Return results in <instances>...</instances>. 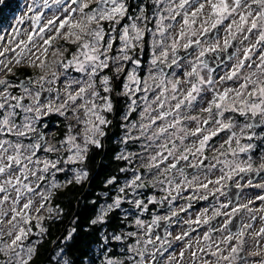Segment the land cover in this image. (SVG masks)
Wrapping results in <instances>:
<instances>
[{"label":"snow or ice","instance_id":"obj_1","mask_svg":"<svg viewBox=\"0 0 264 264\" xmlns=\"http://www.w3.org/2000/svg\"><path fill=\"white\" fill-rule=\"evenodd\" d=\"M151 2L157 6V10L153 13L157 17L155 30L150 29L147 23H144L149 19L144 7L137 9L138 15H129L130 9L126 0H42V2L41 0H32V3L26 5V13L17 20V24L24 23L25 19L31 21L32 31L25 30L27 39L20 40L16 43L15 48L5 47L0 43V47L3 48L0 51V57H4V59H0V72L7 70V72L11 73L12 70L9 65L13 60L16 64H19L25 50L35 55L29 45L35 47L40 53L35 60H29V66H36L43 73L38 77L40 91L35 92L33 96L32 85L36 82L31 80L16 85L21 87L36 105L35 108L32 106L25 107V112L35 111L37 113L36 118H38L41 108H46L48 112L57 111L66 118L70 114L76 125L83 126L78 138L73 131L74 125L69 124L66 137L60 142L59 147L55 145L43 147L39 142V140L43 139L42 137H38L37 142L34 144H24L19 138L26 137L28 133H36L37 129L27 116L20 124L15 122L16 113L14 110L22 107L21 98L12 96L10 92L6 91L7 88L13 87L10 81L0 79V85L6 86L5 90L0 91V100H2L0 102V110H4L3 115L0 116V137L15 136L18 138L15 141L0 138V255L7 257V264H29L34 248L27 247L25 249L23 242L32 232V228L25 226L30 225L32 219L35 218L37 220L36 226L42 232L44 231L41 225L44 217L39 214L46 209L45 202L51 196V192L48 190L38 191L41 189L40 182L45 181V174L50 169L62 170L57 168L60 158L55 161L42 160L36 156L37 150L42 148L46 153L66 151L68 155L63 162L68 164L82 163L87 156L89 145H93L96 148L101 147V142L97 139L98 136L103 137L105 135L101 126H107L110 123L102 113L111 112L113 105L108 96H101L97 88V80H99V85L104 93H111L113 92L112 82L123 75L125 78L123 95L129 96L131 99L137 92L144 93V95L139 97V100L143 103L140 113V124L138 126L136 124L132 125V128H139L140 135L137 137H126V140H140L143 138L148 141V143L142 145L145 151L151 148H158L155 154H149L146 158L147 162L144 167L149 173H152V170L155 169L161 175H172L173 170L177 168V164L180 161H187L189 156H192L198 159V163L190 166L199 168L203 165L204 167L201 170L205 174L203 180L196 175H193L190 180L185 177L183 183L187 184L188 187L195 186L197 189L208 190L210 185L219 186L223 180L232 179L234 175L239 173L264 172V163H261L259 168L254 167L251 156L243 163L235 159L220 160L219 157H214L216 163L204 164V160L207 159L204 153L209 141L217 136L219 132L231 129L234 126L231 121L225 123L223 119L216 117H224L226 112H233L238 113L240 116L251 114L253 118H264V50L259 55L258 63L253 61L247 65L245 64V61L252 60V53L255 49L264 46V0H151ZM0 5L9 6L5 0H0ZM206 6L209 12L207 13L208 19L204 21V24L210 26L204 27L202 24L201 34H207L211 29H217L226 20L231 21L225 28L231 39L228 37L224 39L223 51L227 52L229 48L233 47L232 40L238 34L243 36L241 43L249 40L252 35L257 36L255 44H252L250 48H245L244 59L239 60L230 73L220 78L221 83L225 80L240 78L242 82L239 83L238 87L224 88L220 91L213 87L216 81L211 76L205 80L200 75V69L207 67L206 61L202 58L208 53H216L219 49V44L212 43L211 39L207 41L206 47L203 46L205 41L201 39L193 41L191 39V37L198 35L197 31L192 30V25L196 23L198 16L204 14ZM45 10L49 14H46ZM164 12L167 13L166 16L162 14ZM28 13L32 15L29 16L27 15ZM177 17H180V20H177ZM125 18L131 23L122 25L121 21L125 20ZM166 19H170L175 23L165 25L164 21ZM105 22L110 26L107 30ZM141 23H144L143 27L140 26ZM176 24L180 25L179 32L176 36L171 37V43H167L169 39L167 35L168 29L174 28ZM116 25L121 27L118 29ZM37 26L39 27L37 28ZM14 31L17 36L20 35L18 29ZM33 32L36 33L35 36L32 34ZM113 33L116 35H113ZM146 34L151 35L153 38L152 58L150 60L149 74L141 80L136 75L135 70L132 72L126 71L125 63L130 62L136 68L140 67V60L129 53L137 47L143 51V45L146 43ZM4 39V36H0V42H3ZM58 40H63L65 44L74 45V50L69 51L65 44L53 48V44ZM8 44H13V39H9ZM117 44L118 47H115L114 52V46ZM193 45H195V48ZM181 47L188 55L199 49L195 61H189L190 71L184 72V76L189 78L183 81L184 84L189 85L186 90L181 89V80L179 78H169V75L172 77H178L179 75L175 69H179L183 63L177 55L178 49ZM16 48H19L20 52H16ZM9 51L15 53L11 58L6 56ZM49 51H51L53 57L51 61L40 58L47 57ZM110 53L114 54L110 55ZM69 56L70 58H68ZM169 60L171 61L170 63ZM36 61H39V63L37 64ZM173 66H175V69ZM245 67L249 69L248 75H243L242 70ZM165 68L173 69V71L170 74L166 73L164 71ZM105 70L114 75H101ZM71 72L79 73L80 76H72ZM61 77H63L64 84L63 102L58 107L52 102L42 104L40 101L41 91H56L57 99H60L59 89L45 88V85L56 84ZM191 78H194V80ZM132 85H136V87L133 88ZM207 92L212 93V98L208 100L207 107L200 109L202 112L207 113V118L201 119L200 116H192L188 112L182 115V111L185 109H194L205 98L202 93ZM149 93H154L155 95L150 97ZM98 99L102 100L103 103L98 105L96 103ZM9 100H16V104H9ZM170 101H176V103L172 105ZM6 105L12 108L13 111H7ZM154 105L155 107H153ZM136 107H138L137 99H131L129 113L124 118L127 119V115L135 111ZM81 112L83 116H81ZM169 117L172 119L169 120ZM184 120L194 121L196 124L195 129L189 131L187 126L183 124ZM213 123L216 125L215 128L212 127ZM203 125H208L209 127L205 128ZM245 127L250 128L252 125H245ZM170 129L173 131H170ZM189 136L197 138L193 141L192 146L185 144ZM234 138L235 133L224 143L230 146ZM247 138L249 140L252 139L251 136ZM79 140H82V142H79ZM169 144H171V147H169ZM236 144L240 153L248 152L252 148L251 144L241 147L239 139H236ZM223 147L224 145H221V148ZM229 152L233 157L238 155V152L231 147L227 151L221 152L220 155L227 157ZM199 157H204V159H199ZM170 158L175 162L167 163L161 169V165H164ZM117 159H129V157L122 155L118 156ZM144 159L141 156L142 162ZM261 159L264 160V157ZM217 164L223 165L220 168L223 175L219 178L211 179L210 176ZM124 170L122 169V171ZM181 175H183L182 171ZM86 176L87 173L85 171H78L75 176L76 183H80ZM140 179V175H136L131 184H126V186L134 185L140 187V185L136 184V181ZM113 182L111 179L108 181L109 184ZM158 182L161 184L166 182L169 186H172L174 179H168L166 176L165 180ZM237 186L239 187L240 185ZM248 186H252L251 181ZM256 186L264 188V184ZM51 187L55 188L58 185L53 182ZM180 187L177 184L171 190L179 191ZM120 192H124L123 187L120 188ZM215 192H220V187H216L212 194L214 195ZM13 193H15L14 196ZM221 195H223L222 192ZM36 196L39 197V201L33 199ZM207 198V196L203 197V199ZM257 198L264 201V196H258ZM21 201L24 202L21 203ZM120 203V198H117L112 205L108 206L107 210H102L101 214L92 223H103L108 211L119 207ZM249 203H252V201L249 200ZM136 206L139 208L141 202L136 201ZM228 207L229 205L227 204L222 203L220 205V209ZM33 208H35L37 213L36 217L31 215ZM243 209H246L249 213L253 211L249 208V204H241L239 207H232L230 212L222 213L219 209L213 212L212 218L222 214L228 217L223 222L222 227H210L204 235V240L210 241L213 231L228 233L216 244L215 251L211 250V244L207 245L209 254L217 257L218 260L223 259L228 261L229 264H237L238 260L242 261L243 259L241 253L244 251L246 243V230L252 228L253 225L247 223L235 228L234 231L229 230V226L234 224L232 218L240 214ZM46 210L49 213L52 212L51 208ZM181 210L184 211L185 209ZM173 215L177 214L173 212ZM161 219L158 216L154 217L152 224L156 225ZM163 219L169 221L171 218L165 216ZM250 219L254 221L256 217L251 216ZM260 219L264 221V216H261ZM195 222L200 223V218L198 217ZM203 222L208 223V220L205 219ZM136 224L137 226H142L140 220H137ZM129 235L135 236L136 233H130ZM187 235L188 233L185 232L183 236H178L176 239L181 240ZM255 235L264 239V227H261ZM5 237L9 239L5 240ZM69 238H71V234ZM114 239L119 241L122 240V237L115 236ZM156 240L161 242V248L151 253V260L155 264H159L157 257L163 256L161 249H163V245L167 241L161 240L159 236L156 237ZM233 240H235V246L231 244ZM155 243L156 241L149 238L144 241V249L139 247L140 241L129 247L127 250L129 253L134 252L140 257L138 261H133V264H144L147 245H155ZM220 244L227 245L230 248L227 256L222 255L223 249H221ZM198 251L204 252L205 249L200 248ZM252 254L259 255L260 253L257 251ZM183 256L184 253L181 252V259H183ZM192 256L195 260L196 253H192ZM128 259L133 260V257L129 256ZM169 259L171 260L172 258L170 257ZM106 264H120V262L108 259Z\"/></svg>","mask_w":264,"mask_h":264},{"label":"flooded vegetation","instance_id":"obj_2","mask_svg":"<svg viewBox=\"0 0 264 264\" xmlns=\"http://www.w3.org/2000/svg\"><path fill=\"white\" fill-rule=\"evenodd\" d=\"M129 9L131 12V4L129 0ZM3 6V5H1ZM0 6V7H1ZM155 18L149 17L147 21L144 23H147L148 27L152 30H155ZM177 20H180V18H177ZM172 21V20H171ZM205 20H202V22H198L192 25V30L197 31L198 35L191 37V39L194 41L196 39H201L205 41V44L203 46H207V41L211 39L212 43H215L217 39L221 38L222 41L219 43V49L216 53H208L206 54L204 59L207 63V67H202L200 69V75L207 80L209 76H211L215 81V85H213L214 88L217 90L222 91L224 88H234L238 87L239 83L242 82L240 78L234 79V80H225L223 83L220 82V78L226 76L228 73H230L233 70V66L239 61L243 60L245 56V48H250L252 44H255L257 36L252 35L249 40L243 41L241 43V40L243 39V36L238 34L234 40H232L233 47L229 48L227 52L223 51L224 48V39L228 37L231 39V37L228 36V33L225 31V28L227 27V23L224 22L223 25L218 26L217 29H211L209 33L207 34H201L200 29L203 24L204 27H209L210 25L204 24ZM230 21V20H229ZM129 21L127 18L125 20L121 21L122 25L129 24ZM231 22V21H230ZM144 23H141L140 26L143 27ZM173 23H175L173 21ZM178 27L175 28V36L179 32L180 25L177 24ZM119 28L121 27L120 25ZM215 31L212 36H210L211 32ZM152 36L147 35L145 36V41L143 45V51L140 50L139 47H137L134 51L130 52L129 54L132 55L134 58H137L140 60V67L136 68L135 65L131 64L130 62L125 63V69L127 72H132L135 70L136 75L143 80L148 75V67L146 66L145 58L152 55ZM251 42V45L248 43ZM116 46V45H115ZM195 48V45H193ZM264 50V46H260L257 49H255L252 53V60L245 61V64L252 63L253 61L259 62V55L261 51ZM191 51V50H190ZM115 52V47H114ZM199 49H196L195 52H192L191 55L185 54V50L181 47L178 49L177 55L178 57L183 61L181 67L179 69H175V66L173 68L178 72V77H172L169 75L170 79L179 78L181 80V89L186 90L189 85L184 84L183 81L185 79H189L184 76L185 71H190V65L189 61L194 62L193 58L196 54H198ZM114 54V53H113ZM187 57V59H185ZM128 64V65H127ZM161 67H163L161 65ZM19 69H27L25 67L19 68ZM164 71L166 73H171L173 69L165 68ZM243 75H248L249 69L245 67L243 70ZM110 76L114 75L113 73L108 72ZM9 74L5 76V78L8 81H10L13 84V87L7 88L6 91L10 92L12 96L21 98L20 103L22 107H18V110H22L25 107L33 106V99H30L27 94L22 90L21 87H17L16 85L21 84L22 79H31V77H25L18 75H13L10 78L7 79ZM194 80V78H191ZM125 82V78L123 75L119 79H116L112 82L113 92H112V105L113 110L111 112H106L104 116L106 119L110 122L107 126H101L105 135L103 137H98L101 142V147L96 148L93 145H90L87 156L84 160V163L82 165V168H85L88 170V177L85 179H82L80 183H76L75 176L72 171H61L59 174V177H50L45 180V190H48L51 192L50 199L45 202L46 203V209L51 208L52 212L49 213L45 209L44 219H43V229L44 231L40 234H34V225L37 224L35 220L31 221V224L28 225L32 228V232L28 235L27 239L24 240V246L25 249L27 247L34 248V253L32 257L35 255L36 252V245L37 242L44 240L49 244L50 253L48 258L50 257V261H48L46 264H70L72 259L67 254V249L71 246L74 238L77 235V229L82 224L80 220H77V218H74L71 220H67V213L64 209V205L60 204L57 200L58 194L64 191H67L68 189H73L74 187H81L82 184H88L87 188L90 187L89 181H90V167H89V157L91 156L93 150L97 149L100 150L101 148L105 153H107L109 145L112 143L117 147V151L115 154L112 155V161H117L118 166L114 174L110 173L108 177H106L103 181V187L104 189L101 190V194H103L100 198V200L96 201L97 206L95 208V213L90 217L89 219V226L94 227L95 229H98L100 233H106L110 230L109 219L112 218L113 214L115 213L118 217V222L121 223V229L116 230L121 231L123 236L126 239H131L127 235H125V230L129 229V222L132 217L139 216L140 221L142 222L141 226V232L142 236L145 238V240L151 238L153 241H156L155 245L148 244L147 245V251L145 253V260L144 264H153V261L151 260V253L156 251V249L161 248V242L156 240V237L159 236L161 240L167 241L163 245V256L159 259V264H162L165 254L169 250L171 243H172V237L170 236L171 232L174 230L176 232H181L182 236L185 232L188 233L187 236H184L183 239L178 240L179 243V249L180 252H183L184 255L186 253V250L191 248L190 242H188L189 236L194 234L196 231L200 232L203 229H205L207 232L210 227H212V224H214V227H222L223 222L228 219L225 215H220L218 217H213V212L217 209H219L222 213L230 212L232 207H239V205L243 204V202L250 198L253 202L256 201L255 195L258 193V182L264 177V172L259 173H239L232 177V179H225L221 182V185H210L208 190L205 189H197L194 187H188L187 184L183 183L185 180V177L187 179H192L193 175H196L201 177L200 179L203 180L205 172L201 169L204 167L201 165L199 168L191 167V164L198 163V159L193 158L192 156H189V159L187 161H180L177 164V168L173 170L172 175L164 174L161 175L158 170L153 169L152 173H149L147 169L144 167V164L147 162L146 158L149 154H155L156 151H158V148H151L147 151L144 150L142 147L143 144L148 143V141L141 138L140 140L136 139H127L126 137H137L140 135L139 128H132L133 123H135L137 126L140 124V113L143 108V103H139L138 96L134 97V99H137L138 107H136V110L131 112L129 115H127V119H125V115L129 113L127 110V106L130 103L129 102V96L126 97L125 95H119L116 93L117 91H122L124 89L123 84ZM34 85V84H33ZM32 85V87H33ZM133 87L136 85H132ZM6 86H3L0 91L5 90ZM42 92V91H41ZM52 92H49V97L47 100L50 99ZM141 93V92H138ZM54 95L56 96V91H54ZM153 95H155L153 93ZM204 95V99L192 110L185 109L182 111V115L185 112H188L192 116H200L201 119L207 118V113L202 112L200 109L202 107H207V102L212 98V93H202ZM57 97V96H56ZM182 98V97H181ZM15 100H13L14 103ZM26 101V102H24ZM44 102V101H41ZM172 105L176 103V101H170ZM155 107V105L153 106ZM49 116V115H48ZM47 116V117H48ZM46 117V118H47ZM59 118H61V123L64 127V130H62V135L59 138L60 141L65 137L66 133L68 132V125L70 124V118L71 115L68 114V118H66L64 115H61L59 113ZM218 119H223L225 123H228L229 121L232 122L234 125L231 129H226L222 132H219L217 136L213 137L211 141H209V145L205 149L204 156L207 157L206 160H204L205 165L214 164L216 163V160L214 157H219L220 160L228 159V160H237L241 163L248 160L249 156L252 158L253 166L258 168L260 162H264L261 158L264 157V118L256 117L253 118L251 114H248L247 116H240L238 113L233 112H226L224 114V117H216ZM169 120L172 118L169 117ZM75 121V120H74ZM183 124L187 126L188 130L191 131L195 129L196 124L194 121L184 120ZM245 125H252L250 128H246ZM82 127V125H79ZM203 127L207 128L208 125H203ZM212 127L215 128L216 125L213 123ZM44 128L38 127L37 130H39L44 137V145L48 143L49 138L46 136L49 134L44 131ZM243 129V131H241ZM170 131H173L170 129ZM233 133H235V138L232 140L231 145L225 144L224 142L228 140L229 137L233 136ZM251 136L252 139L249 140L247 137ZM28 140L30 139V133L26 136ZM197 138L189 136L188 139L185 141V144L188 146H192L193 141H195ZM236 139H239L240 146L244 147L249 144L252 145V148L248 152L240 153L239 149L237 148ZM35 143L37 140H33ZM164 142V141H160ZM158 142V143H160ZM178 143V141H177ZM221 145H224L223 148H221ZM169 147H171V144H169ZM231 147L232 149H235L238 152V155L233 157L231 153L225 156H221L220 153L227 151ZM42 149V148H41ZM43 151V150H42ZM39 152V151H38ZM62 153L61 155H64ZM127 156L129 159H117L118 156ZM179 155V153H177ZM110 156V155H108ZM141 156H143L145 159L142 162ZM111 158V156H110ZM199 159H204V157H199ZM175 162L171 158L169 161H166L164 165H161V169H163L167 163H173ZM223 167L222 164H217L216 168L213 170L215 171V177L219 178L223 173L220 171V168ZM74 168H76L74 166ZM122 169H125L122 171ZM181 171L183 172V175H181ZM212 171V172H213ZM226 171V169H225ZM217 172H220L218 176ZM136 175H140L141 179L139 181H136V184L140 185V190L137 192L135 191L136 186H126V184H131V182L135 179ZM167 176L168 179H174V184L172 186H169L166 182L164 184L159 183L158 181L165 180V177ZM113 180L114 182L109 184V180ZM70 181V183H69ZM251 181L252 186H248L249 182ZM55 182L58 187L52 188V183ZM179 184L180 190L179 191H172L171 188L175 185ZM237 185H240L239 187ZM124 188V192H120V188ZM216 187H220V192H215L214 195L212 194L214 192V189ZM99 192V191H97ZM221 192L223 195H221ZM130 193H135L139 197V201L141 202V206L138 208L139 212L136 214L135 212L131 215H124L123 213H120V211H115L113 208L112 210L108 211L107 215L104 218L103 223H96L93 224L92 221L97 219V217L101 214L102 210H107L108 206L114 200L115 196L119 194L118 196L126 195L130 196ZM97 194V193H96ZM98 193V195H101ZM14 196V195H13ZM204 196H207V199H203ZM123 197V196H122ZM175 197V199H173ZM94 201V200H93ZM154 201V202H149ZM227 204L229 205L228 208L220 209L221 204ZM127 206H130V203H125ZM252 209V205L250 206ZM181 209H185L182 211ZM173 212H175L177 215H173ZM210 213L212 216L209 218L208 223L202 224L201 219L204 215L203 213ZM252 213V212H251ZM264 214V213H263ZM161 217L162 219L158 221L156 225L152 224V220L154 217ZM170 217L171 219L169 221H165L163 217ZM200 218V223H196V219ZM236 217L240 218V226H242L245 223L244 220V214L241 210V213L238 214ZM196 218V219H195ZM219 218V221L216 219ZM233 217L232 219H234ZM64 227L63 235L60 239L57 238L56 234L59 233L60 227ZM120 224L118 225V227ZM178 230V231H177ZM230 230V227H229ZM71 234V238H69V235ZM228 233L227 232H219V231H213L211 233V237L215 239H219L220 237H225ZM233 241H231L232 244ZM130 243V242H129ZM144 244V243H143ZM186 245V246H185ZM104 246V245H103ZM185 246V247H184ZM145 245L142 246L141 249H144ZM133 254V253H131ZM31 257V258H32ZM246 258V257H245ZM31 260V259H30ZM29 260V261H30ZM243 261V260H242ZM2 262V260H0ZM7 264V263H6Z\"/></svg>","mask_w":264,"mask_h":264},{"label":"rangeland","instance_id":"obj_3","mask_svg":"<svg viewBox=\"0 0 264 264\" xmlns=\"http://www.w3.org/2000/svg\"><path fill=\"white\" fill-rule=\"evenodd\" d=\"M19 1H20L19 4H17L19 6H18L17 9H15L10 14V18L8 20L9 22L7 23V25H4V26H2L0 28V36H4L5 37L4 41L0 42V43H2L3 46H5V47L15 48L16 43H18L20 40H26L27 39V36L25 35V30H27L29 32L32 31L31 21L28 20V19H25L24 23H22V24H17V20L20 19L21 16H23L26 13V5L32 3V0H19ZM128 1L129 0H126V3H127L128 7H129ZM41 2H42V0H41ZM161 7H163V6H161ZM133 10H134V14H135L137 9H133ZM149 10H151V12H149L151 17H154L155 19H157V17L153 15V13L157 10V6L152 3L150 5V9ZM45 12H46V14H49L47 10H45ZM208 12H209V9L206 6L205 10H204V14L198 16L196 23L202 22V20H207L208 19V16H207ZM162 14L165 15V16L167 15L166 12H164ZM27 15L30 16L32 14L28 13ZM129 15L132 16V13L130 11H129ZM133 16H136V15H133ZM177 18H180V17H177ZM236 18L238 19V17H236ZM225 22L227 24L230 23L229 20H226ZM129 23H131V22H129ZM172 23H173V21H171L170 19H166L164 21L165 25L172 24ZM38 27L39 26H37V28ZM109 27L110 26L108 25V23L105 22L106 30ZM116 27L119 29V26L116 25ZM177 27H178V25L176 24V26L174 28L168 29L167 35L169 36V39L167 40V43H171V37L175 36V32H176L175 28H177ZM17 29L20 32L19 36H17L15 34V31H14V30H17ZM32 34L34 36L36 35L35 32H33ZM113 35H116V34L113 33ZM157 38H159V37H157ZM9 39H13V44H11V45L8 44V40ZM37 40H38V38H37ZM221 41H222V39L219 38V39L216 40L215 43L219 44ZM40 43H42V42H40ZM61 44H65V42L63 40H58L57 42H55L53 44V48L59 47V45H61ZM248 44L251 45V42L248 43ZM29 47L32 48V53H34L35 55H32L27 50H25L24 56L22 58H20L21 62L19 64H16L15 61L13 60V62L9 65V67L12 70L11 73L13 72L14 69H19V68H22V67L28 68L29 70L33 71L32 77H33L34 82H36V83H34V85L32 87V94L34 96L35 92L40 91L39 83H38V77L40 75H42L43 73L41 72V70L38 67L29 66V60L30 59L31 60H35L36 56L40 55L39 51L35 47H32V45H29ZM65 47H67L69 49V51H72L75 48L74 45H70V44H65ZM114 47H118V44L116 46H114ZM2 50H3V48L0 47V51H2ZM61 50H63V49H61ZM16 52H20V49L16 48ZM112 54L113 53H110V55H112ZM14 55H15V53L12 52V51H9L8 53H6V56L8 58H11ZM196 55L193 58L194 61H195ZM40 58L41 59H47L48 61H51L53 57L51 55V51H49L47 57H40ZM68 58H70V56ZM151 58H152V55L145 58L146 66L148 67L147 75L149 74V68L151 67V65H150ZM0 59H4V57H0ZM170 62L171 61L169 60V63ZM36 63L38 64L39 61H36ZM11 73L7 72V70H5L3 72H0V79L5 78V76L7 74H9L7 79L10 78V80H11V77L13 75H15V74H11ZM104 74H108L109 75L107 70H105L104 73H101V75H104ZM71 75L72 76H77V77L80 76L79 73H75V72H71ZM96 83H97V88H98V90L101 93V96H108L111 99L112 98V92L111 93H104L103 89L99 85V80H97ZM49 87L52 88V89H59V91H60V99L58 100L57 97L54 95V91H52V93H51L52 96L50 97V99L48 101H44V102H41V103L42 104H46L48 102H52L54 105H56L58 107L59 104L63 102V98H64L63 77H61L60 81H58L56 84H53V85H47L46 84L45 85V88H49ZM133 88H135V86ZM124 91L125 90L123 89L122 91H117L116 93L119 96V95H122V93ZM142 95H144L143 92H141V93L137 92L135 96L131 97V99H134V97H136V96H138V98H139ZM149 96L150 97L153 96V93H149ZM126 97H128V96H126ZM29 98L32 99L31 97H29ZM131 99L129 98V102L130 103L127 106V110L128 111H129V105L131 104ZM0 102H2V100H0ZM140 102L141 101H139V103ZM96 103L99 105V104H102L103 101L98 99V100H96ZM9 104H13V105L16 104V100L14 101V103H13V100H9ZM35 106L36 105L33 104L32 107L35 108ZM6 108H7V111H13V109L8 107L7 105H6ZM14 111L16 113V116L14 117V120H15V122L17 124H20L21 122H23L24 118L27 116L29 118V120L32 121L33 126L36 129H38V127L43 128V125H42L43 119L46 118L48 115H50V114L59 115V112H57V111L48 112L46 108H41V113L38 115V118H36L37 117V113L35 111H33V112H25L24 109L18 110L17 108ZM3 113H4V110H0V116H2ZM105 113L106 112H103L102 115H104ZM81 116H83L82 112H81ZM70 121H71L70 124L74 125V129H73L74 133H76L78 138H79L80 134L82 132L83 126L80 127L79 125H76V123H75L74 119H72V117L70 118ZM133 124H135V123H133ZM46 136L49 138V141H48V143H46V145L44 147H48L49 145H55V146L59 147L60 142H61L60 140L57 143L55 142V144H52L50 142H52L54 140V137L52 135H49V136L46 135ZM65 137H66V135H65ZM65 137L62 140H64ZM98 137H97V139H99ZM0 138H7V139H10V140H13V141L18 139L15 136L0 137ZM19 139H21L24 144H29V143H33L34 144L35 142L33 140H38V137H36L35 134H32V138H30L31 140H28V138H26V137L19 138ZM39 142H40V140H39ZM79 142H82V140H79ZM89 147H90V145H89ZM40 151H42V149L37 150V152H36V156L39 157L40 159H42V160L43 159H49V160H52V161L56 160V159H54L52 157V155L54 156V154H56V152H48V153H46L44 151H42V152H40ZM62 153H64V151L58 152V157L60 158V163L57 165V168L62 169L64 172L65 171L75 172L74 176H76L78 171L82 170V171H85L87 173V176L85 178L88 177V170L85 169V168H82V165L85 164L84 161L82 163L81 162H76V163H68V164H66L63 161L67 158L68 153L65 151V154L61 155ZM261 163H264V162H260L259 165ZM74 166L76 168H74ZM41 167H42V165H41ZM258 168H259V166H258ZM61 171H57L56 169H50L49 172L45 174V176H46L45 180L47 181V179L50 178V177H55V178L59 177V174L61 173ZM226 171H227V169H226ZM215 173H216L215 171L212 172V175L210 176L211 179H214ZM219 174H220V172H217L216 176H218ZM85 178H83V179H85ZM40 183H41V189H39L38 191H44L45 190L44 189L45 188V181L40 182ZM260 184H264V177L258 182V185H260ZM33 186H35V185H33ZM13 195H15V193H13ZM122 196H116L114 198V200H112L110 205H112L117 198H120L121 203H120L119 207H116L114 209H119L120 213H123L124 215H128V216H131L134 212L136 214H138L139 210H138V207L136 206V201L140 200L139 197L137 195H135V193H130V196H126V195H122ZM258 196H264V188L258 187V193H257V195H255L256 201L253 202V204L249 203L250 198L246 199L243 202V204H249V208H251L250 206L252 205V210H253L252 213H249L246 209H243L242 212L244 214V220H245L244 224L251 223L253 225V227L246 230V236H245L246 243L244 245V251H243L245 253V257L246 258L243 261L238 260L237 264H262V262H264V239H261V238H259V237H257L255 235L257 232H259L261 227H264L263 221H261V219H260L261 216H264V214H263L264 211H262V210H264V201L258 199L257 198ZM33 199L36 200V201H39V197L38 196L33 197ZM23 202L24 201H21V203H23ZM130 202H131V204H129L130 206H127L125 204V203H130ZM44 214H45V210H42L39 215L41 217H43ZM203 214L204 215L202 216L201 222H202V224H206L203 221L205 219L209 220V218H211L212 216L210 215V213H205L204 212ZM31 215L33 217L37 216V213L35 212V208L32 209ZM251 216H255L256 219L254 221L251 220L250 219ZM32 220H35L37 222V220L35 218L32 219ZM137 220H140L139 216L132 217L130 219L129 229L125 230V235H127L129 238H132V240H131V242L129 244V247L135 245L137 241H140L139 247L142 248V246L144 245L143 243L145 241V238L142 236L141 226H137V224H136ZM41 225H42V228H43V220L41 221ZM25 227H28V225L25 226ZM41 233H42V231L35 224L34 225V234L37 235V234H41ZM130 233H136V235L135 236H130L129 235ZM205 233H207V231L205 229H203L202 231H200V232L196 231L194 234L189 236L188 242L192 243L191 244L192 247L189 248L188 250H186V253L183 256V259H181L180 254H179L181 249H179V243H178V240L176 239V237L182 236V233L181 232H176V231L173 230L171 232V234H170V236L172 237V243H171V246H170L169 250L165 254V257H164V260H163L162 264H229V262L226 261V260H223V259H219L218 260L217 257L210 255L209 254V250L207 248V245L211 244L212 245V249L211 250L215 251L216 250V244L219 243L224 237H220L219 239L212 238L210 241H205L204 240ZM116 236H121L122 237L121 231H118ZM8 239H9L8 237H5V240H8ZM257 241H258V243H257ZM104 242H106V244H108L109 243L108 238L103 239L104 249H102V250H106L105 249L106 244ZM232 245L235 246V240H234V242H232ZM220 247H221V249H223L222 255L223 256H227L229 251H230V248L227 245H224V244H220ZM200 248H204L205 251L204 252L198 251V249H200ZM18 251H19V249H18ZM101 251H99V252L96 251V252L100 253ZM257 251H259V253H260L259 255H253L252 254V253L257 252ZM194 252L196 253L195 260L193 259V256H192V253H194ZM130 256L133 257V260H130V261L126 260V262H125V259L122 260V259L115 258V257H110V256H107L105 258V261L107 262L108 259H112L114 261L120 262V264H133V261H138L140 259V257L137 256L134 252ZM170 257L172 258L171 260L169 259ZM0 260L5 261L7 263V257H5L3 255H0Z\"/></svg>","mask_w":264,"mask_h":264},{"label":"trees","instance_id":"obj_4","mask_svg":"<svg viewBox=\"0 0 264 264\" xmlns=\"http://www.w3.org/2000/svg\"><path fill=\"white\" fill-rule=\"evenodd\" d=\"M5 2L9 6L0 7V28L7 25L10 14L18 8L19 5L17 4H19L20 1L6 0ZM130 4L132 16L139 14L138 11L134 14L133 9L144 7L148 17H151L149 13L151 12V10H149L152 4L151 0H130ZM11 74L31 77L33 71L27 69H14ZM42 125L45 127L44 131L54 137V140L50 143H57L62 135V130H64L59 115L50 114L47 118L43 119ZM116 151L117 147L112 143L109 145L107 153H105L102 148L100 150H93L89 157L90 187L87 188L88 184L84 183L81 187H74L72 190L68 189L60 194L57 193V200L60 204L64 205V209L67 213V220L70 218L71 220L77 218V220H80L82 223L77 229V235L71 246L67 249V254L72 259L70 264H106L105 258L107 256L122 260L125 259V262L126 260L130 261L128 257L131 253L127 250L131 239H126L122 233V240L118 241L114 239L117 234L116 230L121 229V223L118 222V217L115 213L112 218L109 219L112 223L108 225L110 228L108 232L100 233L98 229L89 226V219L95 213V208L97 206L96 201L100 200V197L103 195L101 194V190L104 189L102 183L106 177L110 176V173L114 174L117 169L118 162L112 161V155L115 154ZM108 155H110L111 158ZM52 157L54 159L59 158L58 152H56L54 156L52 155ZM98 193L101 195H98ZM118 195L119 194H117V196ZM115 211H119V209H115ZM119 224L120 226L118 227ZM63 231L64 227L61 226L59 233L56 234L58 239L63 235ZM105 238H108L109 243L106 244V242H104L106 244V250H102L104 249L103 239ZM42 239L37 242L35 255L31 258L29 264H46L50 261V257L48 258L50 253L49 244L45 240L42 242ZM96 251L101 252L97 253Z\"/></svg>","mask_w":264,"mask_h":264},{"label":"water","instance_id":"obj_5","mask_svg":"<svg viewBox=\"0 0 264 264\" xmlns=\"http://www.w3.org/2000/svg\"><path fill=\"white\" fill-rule=\"evenodd\" d=\"M214 32H215V31H212L211 34H210V36H212V35L214 34ZM189 51H190V50H189ZM185 54H187V53L185 52ZM29 80H31V79H22L21 82H27V81H29ZM31 81H32V80H31ZM1 88H3V85H0V90H1ZM48 97H49V92H48V91H42V92L40 93V101H45V100L48 99ZM24 102H26V101H24ZM32 134H35L36 137H42L43 139L40 140V143H41L42 145H44V137H43V134H42L39 130H37L36 133H30V138H32ZM137 184H138V183H137ZM139 190H140V188H139V187H136L135 191L138 192ZM216 220L219 221V218L216 219ZM233 220H234V224L229 226V227H230V231H234L235 228L240 227V218H239V217H235ZM263 224H264V221H263ZM214 226H215V225L212 224V227H214ZM241 256L243 257L242 260H244V259H245V253L242 252V253H241ZM157 259L159 260L160 257L158 256ZM0 264H6V262H5V261H2V262H0ZM153 264H155V262H153Z\"/></svg>","mask_w":264,"mask_h":264}]
</instances>
